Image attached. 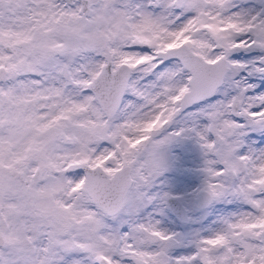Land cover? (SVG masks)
<instances>
[{"label": "snow or ice", "instance_id": "obj_1", "mask_svg": "<svg viewBox=\"0 0 264 264\" xmlns=\"http://www.w3.org/2000/svg\"><path fill=\"white\" fill-rule=\"evenodd\" d=\"M0 264H264V0H0Z\"/></svg>", "mask_w": 264, "mask_h": 264}]
</instances>
